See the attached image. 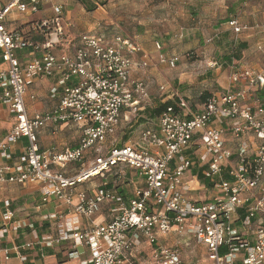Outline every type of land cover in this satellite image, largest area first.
Segmentation results:
<instances>
[{"label": "built area", "instance_id": "2783aa9c", "mask_svg": "<svg viewBox=\"0 0 264 264\" xmlns=\"http://www.w3.org/2000/svg\"><path fill=\"white\" fill-rule=\"evenodd\" d=\"M90 1L103 5L125 0ZM51 2L10 0L0 7V56L5 65L0 69V103L7 104L16 119L0 141V185L43 186V203L55 198L60 206L51 216L58 235L14 247L20 262L25 263L27 256L19 249L37 248L42 256L44 248L67 242L70 259L89 250V258L80 264H198L185 256L191 244L204 251L209 264H264V102L259 96V91L264 92V64L255 70L233 62L227 87L211 92L199 110L177 96L174 106L142 129L137 142L102 152L100 147L115 134L123 109L137 113L149 100L145 81L131 77L149 64L135 60L140 49L124 36L81 34L62 48L68 27L63 4L53 5L51 18L30 23L28 33L37 41L6 27L11 14H36ZM226 25L235 36L248 29L237 18ZM154 46L158 63L170 69L177 66L178 56L161 53L159 42ZM57 47L63 50L54 52ZM21 51L34 56L20 63ZM208 67L222 71L223 64L212 61ZM40 75L57 77L60 101L53 109L29 117L24 94ZM58 88L52 89V96ZM49 124H81L77 147L58 154L40 152L37 131ZM22 139H26L24 153L15 160L11 148ZM88 152H94V158L75 176L66 177L56 169L58 164H82ZM121 167L136 171L145 184L127 202L106 186L92 196L83 191L73 195L77 185L103 179ZM195 167L213 182L209 189L217 190L209 201L188 196L192 190L184 178ZM109 202L117 204L118 214L110 222H90ZM9 206L10 201H4L3 207ZM2 218L11 219L7 210ZM26 227L34 228L18 224L15 229ZM178 229L191 241L170 245L160 241ZM7 231L0 228V235ZM144 244L149 253L138 259ZM0 254L4 261L11 259L8 249H0Z\"/></svg>", "mask_w": 264, "mask_h": 264}, {"label": "rangeland", "instance_id": "374dc122", "mask_svg": "<svg viewBox=\"0 0 264 264\" xmlns=\"http://www.w3.org/2000/svg\"><path fill=\"white\" fill-rule=\"evenodd\" d=\"M62 3L68 19L66 23L71 25L67 28L63 45L75 42L79 34L124 36L139 45L142 38L152 46L159 42L167 51H181L183 54L178 57H182L188 65L176 66L178 69L175 67L169 72L168 67L148 68L145 75H141L144 76L142 80H147L145 84L149 86V94L151 92L156 99L150 96V105H144L145 110L137 113L144 117L139 119L136 116L130 124L124 122L121 125L118 138L124 135L132 137L147 119L154 121L151 110L162 103L160 100L164 97L174 94L172 99L179 96L188 101L189 105H198L201 94L223 91L228 85V67L233 62L255 70L264 64V0H125L116 4L98 5L91 11L86 10L78 0H63ZM233 16L248 27L237 36L225 24V19ZM239 43L246 44V48L237 60L234 56ZM228 57L229 61L226 59ZM212 61L223 64L222 71L209 69L208 64ZM160 86L168 89V95L159 89ZM259 96L264 102V92ZM129 177L126 173L122 181L125 182ZM188 186L190 189L194 187L190 184ZM199 186V190L188 191V196L195 193L201 201L206 202L217 193L216 189H206L201 184ZM187 237L185 231L178 229L168 235V241L174 244ZM191 246V251L185 254L186 258L193 263L209 264L204 259V251L193 244Z\"/></svg>", "mask_w": 264, "mask_h": 264}, {"label": "crops", "instance_id": "0c3cea01", "mask_svg": "<svg viewBox=\"0 0 264 264\" xmlns=\"http://www.w3.org/2000/svg\"><path fill=\"white\" fill-rule=\"evenodd\" d=\"M10 0H0V7L9 3ZM63 0H52L50 4L44 5L39 9L36 14H16L13 13L9 17L6 22V27L9 30H18L23 32L30 38L32 41H37L38 38L36 35L28 33V27L30 23L36 22L37 20H41L44 18H51L53 15L52 7L54 4H63ZM65 11V9H64ZM66 12V11H65ZM64 12V13H65ZM65 16V21L68 23V19ZM71 26L68 24V27ZM65 32L67 31V28ZM81 34L78 35V37ZM76 36L75 39L78 38ZM132 43L139 47V52L134 55L135 60H147L149 64L147 69H142L137 72H134L131 77L132 79H144L146 71L148 68L155 67H167L164 64L158 63L156 57L158 55V51L156 50L154 44L152 46L148 40H139V44L130 39ZM66 47L67 45H62L61 47ZM60 47L55 48L54 52H61L63 49ZM71 52V51H68ZM161 53L170 57L172 55L181 56L183 54L181 51L178 53L175 51H167L162 47ZM34 56V53L29 51H21L17 53V57L20 63H24L29 61ZM180 63L177 66H188L183 62V58L180 57ZM178 69V67H176ZM0 69H5V65L3 64L0 56ZM176 70V69H174ZM173 70V71H174ZM172 71L170 68L168 72ZM149 73V72H148ZM157 73V72H156ZM155 73V75H156ZM157 78L155 77V80ZM57 77H46L40 75L35 78L32 83L27 87L26 93L24 94L26 111L29 117H32L35 114H40L47 112L59 103L61 97V87H59L56 83ZM75 81V80H72ZM145 83H147V80ZM147 85V91L149 94V86ZM57 86L58 91L54 96H52L51 91L53 88ZM161 87V86H160ZM159 87V89H160ZM164 87V86H163ZM168 89L164 87L163 93H167ZM259 93H263V91H259ZM165 95V96H167ZM174 94H171L167 97H164L163 100H160L162 103L169 101L173 98ZM156 99L152 96L150 92L149 97ZM150 97V98H151ZM149 98V101H150ZM149 101L144 103L145 107L147 104L150 105ZM145 107L143 108L145 110ZM141 111V110H140ZM138 111L137 113H139ZM143 111V110H142ZM137 113H132L128 109H123L122 116L118 127L116 128V132L113 136L108 137L106 142L102 144L100 148H102V152L108 151L113 147H121L124 143H135L140 138L142 129L148 128L150 122H155L153 120L147 119V122L141 124L137 133L135 132L132 137L118 138V130L121 128V125L126 122L130 124L132 119L138 116L144 117L143 114L139 115ZM146 118V117H145ZM15 117L9 113L8 105H4L0 103V141L3 140L7 136V132L15 123ZM150 120V122H148ZM137 121H135L136 123ZM133 125L129 126L131 128ZM82 126L81 124H49L48 126L41 128L38 133V149L40 152L58 154L63 153L65 151L74 150L75 147L79 144V141L82 136L81 132ZM26 145V139L20 140L17 144H15L12 148V156L16 160L24 153V147ZM94 158V152H91L86 155L82 164H66L57 167L56 169L62 172V174L66 177H73L75 174L80 172L81 169L87 168L91 163V160ZM196 167L192 168V170L186 174L185 181L192 186H194L191 190H199L200 182L195 177L196 176ZM194 171V172H193ZM197 171V170H196ZM129 174L130 177L126 178L125 182H123V175ZM144 180L139 177L136 171L128 168L121 167L119 169H113L109 171L105 177L102 178H93L91 181L86 182L84 184L77 185L73 190V195L77 192H85L87 195L92 196L98 187L106 186L107 189L115 190L116 193L123 198L125 202L133 198V194L136 190H141L144 187ZM42 191L43 186L38 185H25L20 186L17 184H5L0 185V228L7 227L8 231L5 235H0V249H8L11 252V259L9 261H4L3 255L0 254V264H22L17 257V252L13 249L14 247H21L27 242H34L37 237H43L45 235H52L56 237L57 233V224L51 218L52 215L56 214L59 211L60 206L55 198H49V202L43 203L42 199ZM191 196V195H190ZM195 196V198L193 197ZM191 196V198L195 200H200L195 193ZM4 201H10V206L8 209L3 207ZM74 204L76 200L74 199ZM7 210L10 214L9 222H5L2 218L3 212ZM71 210V209H70ZM69 210H66V214L70 217ZM118 214V207L115 202L105 203L100 207V209L94 214L93 218L90 222L95 223H105L110 222V220ZM88 220L84 222L85 225H89ZM18 224H33L34 228H22L15 229ZM187 240H191L188 236L185 238ZM160 241L165 245H170L172 242L168 241V237L160 238ZM141 255L138 259H144L146 255H148L150 247L147 245L142 246ZM85 254L77 257L76 259L68 258V253L72 250L70 249L69 243L60 244V246L47 247L43 250V255L41 256L39 250L37 248H32L29 250L19 249V253L27 256V261L23 264H80L82 261L89 258V250L85 248Z\"/></svg>", "mask_w": 264, "mask_h": 264}, {"label": "trees", "instance_id": "16d2710c", "mask_svg": "<svg viewBox=\"0 0 264 264\" xmlns=\"http://www.w3.org/2000/svg\"><path fill=\"white\" fill-rule=\"evenodd\" d=\"M86 10L88 11H91V10H94L96 7H98V5L94 4L93 2H91L90 0H78ZM105 5V4H103ZM101 5V6H103ZM231 18H236V17H227L225 19V24L231 19ZM246 48V44L244 43H239V49L238 51L236 52V56H234L235 59H239V54L241 53L242 50H244ZM228 61L230 60V57L226 58ZM209 96V93H205V94H201V97H200V103L198 105H192V103L190 104L192 109L197 111L199 110V107L203 104V102L205 101L206 97ZM177 99V98H176ZM176 99H172V100H169V101H166L164 103H159L157 104V107H155L153 110H151V117L153 118H157V116L160 114V112L162 110H164L166 107H169V106H174L175 103H176ZM197 170V169H196ZM195 170V174L197 176V179L199 180L200 184L205 187L206 189H209L213 186V182L211 180H207V179H204L201 171ZM194 172V171H193Z\"/></svg>", "mask_w": 264, "mask_h": 264}]
</instances>
